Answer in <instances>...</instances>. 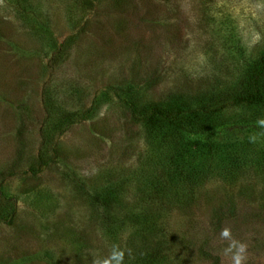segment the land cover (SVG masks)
Wrapping results in <instances>:
<instances>
[{"label": "rangeland", "instance_id": "rangeland-1", "mask_svg": "<svg viewBox=\"0 0 264 264\" xmlns=\"http://www.w3.org/2000/svg\"><path fill=\"white\" fill-rule=\"evenodd\" d=\"M262 50L264 0H0V214L16 208L0 219V264H92L113 244L139 261L126 219L156 178L189 191L183 208L160 204L167 264H231L224 227L248 245L247 264H264V137L249 141L264 106L213 118L221 152L227 141L253 161L233 181L215 174L192 189L151 163L147 126L123 101L240 91ZM117 187L111 208L94 199ZM107 218L128 221L120 237Z\"/></svg>", "mask_w": 264, "mask_h": 264}, {"label": "trees", "instance_id": "trees-1", "mask_svg": "<svg viewBox=\"0 0 264 264\" xmlns=\"http://www.w3.org/2000/svg\"><path fill=\"white\" fill-rule=\"evenodd\" d=\"M123 101L129 107L131 116L147 126L150 150H155L152 156L149 155V159L151 163L167 165L166 174L170 183L175 181V185H179L185 182L193 189L215 174L233 181L246 171L248 162L251 164L253 159L244 150H229L227 141L222 143L227 151L221 152L214 140L217 120L213 121V118L230 104L264 106V50L250 61L246 81L240 91L228 94L220 91L216 93L214 90L202 93L172 92L160 103L150 102L141 108L132 99L123 98ZM141 111L145 114H141ZM70 117L67 114L69 120ZM73 122L71 119L68 124ZM262 132L264 133V128ZM256 159L264 165V150ZM149 182V196H145V202L140 205L139 211L126 219L131 220V225L135 228L132 234L135 240L130 239L128 247L141 253V258L139 261H126L125 258L124 264H167L170 256L164 252V247L169 244L168 235L164 232L166 228L158 225L161 229H156L158 226L155 225L157 217L165 212L160 204L165 196L171 201L182 203L178 205L179 208L185 207L188 200L185 197L189 191L173 193V190L165 189L158 178ZM120 189L117 187L105 194L98 193L94 199L104 207L111 208ZM157 203L159 204L156 205ZM2 211L5 216L0 214V219L7 217L8 220L5 221H11L16 211L15 204H12L10 210L5 208ZM128 221L107 218L103 227L116 238L120 237L121 229ZM150 237L156 242L150 244Z\"/></svg>", "mask_w": 264, "mask_h": 264}, {"label": "clouds", "instance_id": "clouds-1", "mask_svg": "<svg viewBox=\"0 0 264 264\" xmlns=\"http://www.w3.org/2000/svg\"><path fill=\"white\" fill-rule=\"evenodd\" d=\"M256 124L257 127L264 128V118L258 119ZM260 135H264V133H256L249 136V141L255 143ZM219 236L221 240L228 241L227 247L223 251L225 255L230 256L231 264H247L248 245L234 238L230 227L222 228ZM126 253L130 254V250L122 248L119 244H113L107 256H94L92 264H124Z\"/></svg>", "mask_w": 264, "mask_h": 264}]
</instances>
